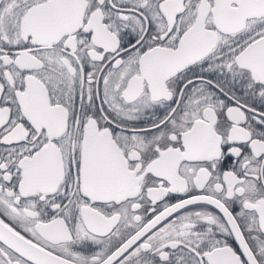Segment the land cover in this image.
<instances>
[{
	"label": "snow or ice",
	"instance_id": "snow-or-ice-1",
	"mask_svg": "<svg viewBox=\"0 0 264 264\" xmlns=\"http://www.w3.org/2000/svg\"><path fill=\"white\" fill-rule=\"evenodd\" d=\"M0 264H264V0H0Z\"/></svg>",
	"mask_w": 264,
	"mask_h": 264
}]
</instances>
